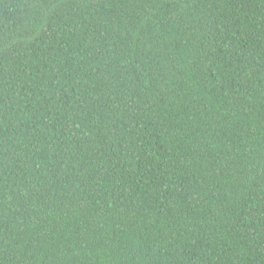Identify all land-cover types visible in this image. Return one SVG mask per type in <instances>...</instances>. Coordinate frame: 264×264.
<instances>
[{
	"label": "trees",
	"instance_id": "trees-1",
	"mask_svg": "<svg viewBox=\"0 0 264 264\" xmlns=\"http://www.w3.org/2000/svg\"><path fill=\"white\" fill-rule=\"evenodd\" d=\"M0 264H264V0H0Z\"/></svg>",
	"mask_w": 264,
	"mask_h": 264
}]
</instances>
